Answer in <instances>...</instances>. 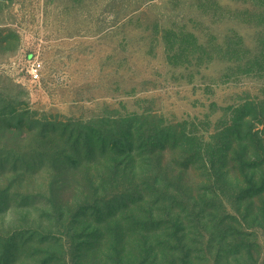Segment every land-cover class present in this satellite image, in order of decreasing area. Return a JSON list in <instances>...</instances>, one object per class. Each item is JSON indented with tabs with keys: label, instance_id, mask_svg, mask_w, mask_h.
Instances as JSON below:
<instances>
[{
	"label": "rangeland",
	"instance_id": "374dc122",
	"mask_svg": "<svg viewBox=\"0 0 264 264\" xmlns=\"http://www.w3.org/2000/svg\"><path fill=\"white\" fill-rule=\"evenodd\" d=\"M0 264H264V0H0Z\"/></svg>",
	"mask_w": 264,
	"mask_h": 264
},
{
	"label": "built area",
	"instance_id": "2783aa9c",
	"mask_svg": "<svg viewBox=\"0 0 264 264\" xmlns=\"http://www.w3.org/2000/svg\"><path fill=\"white\" fill-rule=\"evenodd\" d=\"M40 64L34 63L31 68L29 75L33 81H38L39 80V71H40Z\"/></svg>",
	"mask_w": 264,
	"mask_h": 264
}]
</instances>
